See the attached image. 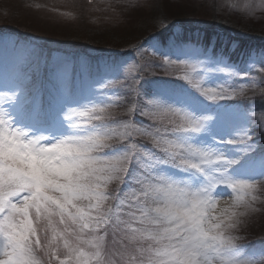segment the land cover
<instances>
[{"label": "snow or ice", "instance_id": "6c2138e0", "mask_svg": "<svg viewBox=\"0 0 264 264\" xmlns=\"http://www.w3.org/2000/svg\"><path fill=\"white\" fill-rule=\"evenodd\" d=\"M247 7L264 8V0L259 5L249 0ZM196 87L208 101L230 98L226 90ZM159 97L141 111L153 121L148 127L117 121L108 111L112 105L94 109L96 123L86 126L65 116L67 128L53 114L21 107V118L47 135L13 127L17 117L0 109V264H45L43 257L47 264H264V248L242 251L231 232L239 216L254 210L257 191L264 193V179L259 184L253 179L264 178V155L259 169L255 162L237 175L242 161L252 156L234 152L231 158L223 151L225 144L238 141L247 146L248 129L264 128V112L255 120L245 114L227 133L240 131L238 138L217 142L213 137L209 146L204 137L217 124L203 115L210 106L183 93ZM169 101L183 108L165 107ZM136 136L149 139L152 149L131 142ZM114 140L121 142L113 149L119 154L100 155ZM51 152L59 155H43ZM73 154L74 159L63 158ZM133 159L142 172L130 167ZM126 179L138 187L123 196L108 192L110 181L124 184ZM226 181L236 195L218 208L211 190Z\"/></svg>", "mask_w": 264, "mask_h": 264}, {"label": "rangeland", "instance_id": "374dc122", "mask_svg": "<svg viewBox=\"0 0 264 264\" xmlns=\"http://www.w3.org/2000/svg\"><path fill=\"white\" fill-rule=\"evenodd\" d=\"M0 1H4L5 3L10 2L9 6H13L12 8L14 10L12 11L11 9H9V13H5L3 12L4 10L6 11L5 4L0 7L1 30L8 31L13 29L8 27L5 28L4 23H2L5 20L9 21L7 22L6 26H15H12L9 23L23 24L21 28L23 30L31 31V34L29 35H32V37L37 35L36 38L39 37V39L36 40L37 42H42V40L40 39L42 37H46L48 39L51 38L52 40H54V45H56V43L66 45L64 44L67 43L66 40H64L65 37H68V39L72 41V38H81V36L83 37L84 34H86L87 32L89 38L95 37V35H102L105 37L104 39L106 40H109L108 37H111L113 40L123 38L124 35L128 34L127 31H130L134 28H138V26L150 25V22L145 21V17L147 18L149 15H151V11H154V9L156 10L159 4H163L164 6L165 3L178 10L182 9L184 11H190L188 15L189 17L187 18L189 20L188 23L196 25V27L208 29L211 20L214 21V23L215 21H218V23L226 25L224 27L228 29L233 28L235 29V32H238L246 37H255L259 41L261 40V42L262 40L264 41V8L256 7L254 10H250L247 7L249 0H8V2H6L5 0ZM259 3L260 0H256V4L259 5ZM133 7L134 9H132ZM119 11L121 12V14ZM160 11L162 10L160 9ZM165 29L168 30L169 26ZM212 29L216 30L217 26H214ZM33 32H36L34 33L35 35L32 34ZM12 41L3 40L2 42H0V60L4 59L5 57H9L11 59L14 58V60H20V58H23V55L25 58H27L28 55L26 56V54L30 52V50H28L25 45L14 46L15 42L13 43ZM215 42H218L220 46L224 44L223 39L215 40ZM231 44H233L240 50L242 48L236 42L226 43V46L230 48V51L232 53L237 52L234 50V46H232ZM13 51L17 52V56L14 55ZM188 51L191 53V55L189 56L191 60L188 62L187 68L185 66L183 67V72L185 73V76L188 77L187 82L189 86L187 89L183 90V93L184 95L192 97L194 100L199 101L201 104L210 106L206 111L203 112V115L210 116L213 118V120L217 121V124L213 125L211 132L206 135L204 139L206 140V142L209 143V146H211L213 137H216L217 142L222 137L225 141L233 138H238L240 136V131L231 132V134L228 135L227 133L231 131V128L233 126L242 122L243 116L245 114L235 106L230 107L229 110H226L225 108L227 106L225 102L221 100L215 102L208 101L201 94V90L198 89L196 85L197 83H200L202 88H216V84L218 83V79L216 77L218 75L221 76L229 74V76H235L239 74V71H237L231 65L227 64L224 61L214 62L209 59H199L197 58L196 54H194L197 53L196 51H194V53L190 49H188ZM32 56H34V54ZM261 56L263 58L261 60H264V55L261 54ZM32 60L33 59H30L29 62L26 61V63H32L36 65L37 61ZM62 60L63 59H60V61ZM58 63L59 62L57 61L53 62L54 68L55 65ZM247 65V73L250 72L249 70H254L256 67L254 62H250ZM104 69L106 70L107 67H105ZM115 69L116 70L112 69L111 71H108V73L104 74L105 78L101 80L104 84H108L109 81H111L113 77L117 76L118 74H120L121 76L127 75V77L132 76L131 78H134V66H129L125 69ZM220 69H224V71H220ZM157 72L160 73V75L168 76V74L171 73V69L167 66L166 68L158 69ZM152 73L154 74V72L151 71V74ZM61 76L63 78L68 76L67 70L64 67L61 68ZM262 76H264V65H262V69L256 71V75L251 78V82H253L254 80L255 83L251 85V89H249L248 92L245 91L243 93L242 98H247L250 94L254 97L264 95V92L261 91L262 89H264V86L262 87L264 83L260 82ZM0 77V82H8L7 85L0 83V109H2L6 114L10 113L17 117V123L13 124V127H21L24 130L35 132L36 134H40V132L43 131L44 134L47 135V130L36 129L37 124H34L33 126L30 125V121L27 119L23 120V126L19 124L18 116L20 114V109L23 104L21 103V101L23 100L22 98L24 94L19 91L17 85L13 84L11 81L6 80V78H4L2 75H0ZM152 89L157 94H160L161 97L166 96L169 99H172L170 95L171 93L167 92L166 86H153ZM174 91L179 92V90ZM61 102H64L63 98L61 99V101L55 102L56 105L54 107V114H59L57 120L64 122L65 128H67L65 116L73 117V122L83 125V123L88 117V112L90 111V109H85V107L90 106L91 101L89 94L87 92H76L74 94V98L71 100V102L73 103L72 105L70 104V102L69 104H67V106H65V103L62 104ZM60 105L63 106L61 109L59 108ZM92 105H94V103H92ZM173 105L174 103L169 101V104L166 105V107L170 106L174 108ZM217 105H219L220 107H217ZM178 108H183V105L179 104ZM119 111L120 110L112 113V116L117 117V114H120ZM81 112L86 113V115L80 116L79 113ZM122 115H124L125 119L132 117V113L130 114L124 109ZM246 116L250 120H252L254 117L252 114H246ZM249 130L250 128L248 129V131ZM254 149V146H246L244 143H240L239 141L236 145L225 144L223 146V151L226 155H229L231 158H236L234 152H238L240 153V155H243L244 152H247V154L249 153L252 156L255 151H251ZM220 150L221 149L219 148L217 149V151ZM253 158L255 159L256 156H253ZM253 158H247L242 161H247L248 164H241L238 170L247 168L254 160ZM258 161L259 158L256 161L257 169H259ZM169 170L173 172L178 171L176 169ZM241 174L242 170L238 173V175ZM230 179H248V177L233 176ZM253 179L257 184H259L264 178L254 176ZM211 191H216L214 193H211V196L213 202L217 204L218 208H223L231 204L234 201L236 195V193H234L232 189L228 186L227 181L215 183ZM259 192L260 191H257L256 193V195L258 196V200L252 206L254 210L246 212L244 216H239V223L237 224V227L231 230L232 234L238 237L236 243L238 245H241L242 251H245L247 253H258L260 249L264 248V231H255L259 224L262 223L264 226V213L260 210V208L264 204V195H262L263 197L260 196ZM235 210L238 212L245 211L243 208H237ZM0 219L2 220L3 216L0 215ZM250 230L253 232L250 233ZM255 241H260L261 244L258 248H255V250L257 251H253L252 249L250 250V244ZM3 243V238L0 237V247L3 246ZM255 258L257 260L259 259L258 256Z\"/></svg>", "mask_w": 264, "mask_h": 264}, {"label": "trees", "instance_id": "16d2710c", "mask_svg": "<svg viewBox=\"0 0 264 264\" xmlns=\"http://www.w3.org/2000/svg\"><path fill=\"white\" fill-rule=\"evenodd\" d=\"M5 1L8 2V0H5ZM10 1H13V0H10ZM4 4H5L6 11L4 10L3 12L9 13V9L14 11L12 8L13 6L12 7L9 6L10 2L5 3L4 1L3 2L0 1V7L3 6ZM129 4H132V3H129ZM132 9H134V7ZM160 9L162 11H160ZM156 10L158 11V13ZM156 10L154 9V11H151L152 13L151 15H149L147 18L145 17V21L150 22V25L138 26V28H134L130 31H127L128 34L124 35L123 38L113 40L111 37H108L109 40H106L104 39L105 37L102 35L101 36L95 35V37L89 38V36L87 35L88 34L87 32L86 34H84L83 37L81 36V38L80 37L72 38V41L68 39V37H65L64 40H66L67 43H64V44L66 45H63L61 43H56V45H54V40H52L51 38L48 39L46 37H42L40 39L42 40V42H37L36 40L39 39V37L36 38L37 35L33 37L32 35H29L31 34L30 33L31 31L23 30L21 28L23 24L9 23L12 26L15 25L14 27H11V26H6L7 22L9 21L5 20L2 23H4L5 28L7 27L11 29L16 28L15 29L16 31L12 29L8 31H4V32L15 35L23 40H31V41L37 42L39 46L37 47V49L43 53H49L51 51L73 52V53L81 54L83 56H87V58L89 57V58L97 59L95 57H100L101 59L107 60L108 62L111 61L115 65H118L119 63L120 64L128 63V61H131V62L138 61L139 66H140V71H139L138 76L145 79L147 78V76L145 75V72H146L145 65L149 58V52L147 49V45H149L151 42H154L156 40L164 41L167 38V35L162 36V35H158V33L160 32V30H163L168 26L170 27L174 22H179L180 24H183V23H188L189 21L187 18L189 17L188 15L190 11L188 10H185V11L182 9L178 10L166 3L164 6L163 4H159ZM139 13H140V10H139ZM214 26H217V28L224 30L223 31L224 33L225 31L227 32L228 30L235 31V29L233 28L228 29L224 27L226 25L218 23V21H215L214 23V21L211 20L208 27L212 29ZM0 31H3V30H1L0 28ZM181 31H182V28H181ZM183 31L186 33L185 35H187V33L189 32V30H183ZM34 33L36 32H33L32 34L35 35ZM137 46L139 47V50H137V52L132 51V49ZM35 77L36 75L33 76L34 80H35ZM126 82L128 83V80H126ZM128 84H130L129 88L131 90L123 94V99L121 102L122 109H124L125 111H128L130 107H133L135 102H141V99H140L141 95L138 94V96H136L133 90L137 86L138 82L135 81L134 84H131L129 82ZM122 87L125 88L126 84L123 83ZM118 105L119 103L115 106L114 111H116V108H118ZM122 109L119 111L120 114H117V117L120 119L124 118V115H122L123 113ZM134 113L135 111L133 112V117H134ZM117 117H114V118L117 119ZM135 119H145V115H142L140 111L135 114ZM262 141L264 142V140L262 139L260 140L259 144H262ZM260 210L264 213V204L260 208ZM257 230L264 231V226L262 223L257 226L255 231ZM251 232L253 231L250 230V233Z\"/></svg>", "mask_w": 264, "mask_h": 264}, {"label": "clouds", "instance_id": "9594fccd", "mask_svg": "<svg viewBox=\"0 0 264 264\" xmlns=\"http://www.w3.org/2000/svg\"><path fill=\"white\" fill-rule=\"evenodd\" d=\"M43 155H45L46 158H52V157L58 156L59 154L57 152H51V153H46V154H43ZM63 158L67 160V159H74L76 157H75V154H73L71 157L68 156V155H65ZM47 162H48V159L45 160V163H47ZM52 162L56 163V164H59L60 160L59 159H55Z\"/></svg>", "mask_w": 264, "mask_h": 264}]
</instances>
